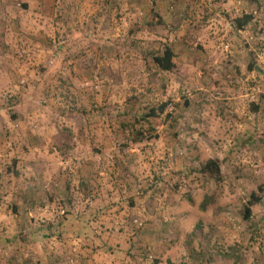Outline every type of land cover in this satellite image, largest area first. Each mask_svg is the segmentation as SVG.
Masks as SVG:
<instances>
[{
	"label": "rangeland",
	"instance_id": "374dc122",
	"mask_svg": "<svg viewBox=\"0 0 264 264\" xmlns=\"http://www.w3.org/2000/svg\"><path fill=\"white\" fill-rule=\"evenodd\" d=\"M0 264H264V0H0Z\"/></svg>",
	"mask_w": 264,
	"mask_h": 264
},
{
	"label": "trees",
	"instance_id": "16d2710c",
	"mask_svg": "<svg viewBox=\"0 0 264 264\" xmlns=\"http://www.w3.org/2000/svg\"><path fill=\"white\" fill-rule=\"evenodd\" d=\"M252 15L253 14H244L242 16L235 17L232 20L230 27L236 31L244 30L253 21L254 17ZM152 61L155 64V66L161 71L168 72L173 70V68L175 67L174 52L169 47H166L162 52L153 54ZM256 70L260 71V68H256ZM154 114H155V110H151L149 115L152 116ZM201 173H204L206 175L210 174L214 176L216 181H220L222 178L220 167L218 166L217 162L213 160H209L206 163V165L202 168ZM254 197L255 196L253 194L252 198ZM252 205L253 203L250 206ZM202 207L203 209L206 208L204 204L202 205ZM250 214H251V210L250 208H247L245 217L248 218Z\"/></svg>",
	"mask_w": 264,
	"mask_h": 264
}]
</instances>
